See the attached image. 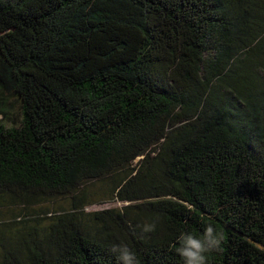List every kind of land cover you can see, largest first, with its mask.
<instances>
[{"label":"trees","instance_id":"16d2710c","mask_svg":"<svg viewBox=\"0 0 264 264\" xmlns=\"http://www.w3.org/2000/svg\"><path fill=\"white\" fill-rule=\"evenodd\" d=\"M0 108V264H264V0H0Z\"/></svg>","mask_w":264,"mask_h":264},{"label":"clouds","instance_id":"9594fccd","mask_svg":"<svg viewBox=\"0 0 264 264\" xmlns=\"http://www.w3.org/2000/svg\"><path fill=\"white\" fill-rule=\"evenodd\" d=\"M142 232L149 233L155 230L154 224L144 225ZM224 235L213 225H206L202 235L182 232L177 238L176 253L183 259L184 264H207L208 255L213 251H221L220 244ZM112 251L118 253L117 259L121 264H139L137 254L127 245H113Z\"/></svg>","mask_w":264,"mask_h":264},{"label":"rangeland","instance_id":"374dc122","mask_svg":"<svg viewBox=\"0 0 264 264\" xmlns=\"http://www.w3.org/2000/svg\"><path fill=\"white\" fill-rule=\"evenodd\" d=\"M12 110L14 113H13V115L12 114L10 115L11 112L9 111L10 112V113H8L9 119L10 120H12V119L16 120L18 118L17 108L16 109L12 108ZM6 117L7 116H5V118ZM0 119H1V115H0ZM6 121L8 122L9 120H6ZM6 121L3 119V122H6ZM88 192L90 193V197H89L90 205H87L85 207V212H93V211L112 209V208L119 209L124 205V203L117 202L115 199L110 198L111 195H109V192H107V190L105 188H103L102 186H92ZM51 201H48L44 204L34 205L33 207H34V209H36L38 211L41 210V208L49 209L51 213L53 211H55L56 209H58L59 207H63V208L68 207V200L67 199L57 198V199H55V201L53 203H51ZM18 209H19V207H14L12 209H11V207L1 208L0 209V221L8 220L9 217L12 215L10 210H14L13 212H17Z\"/></svg>","mask_w":264,"mask_h":264}]
</instances>
